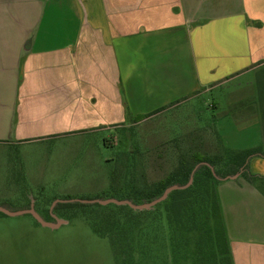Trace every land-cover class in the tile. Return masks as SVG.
Masks as SVG:
<instances>
[{"label": "crops", "instance_id": "0c3cea01", "mask_svg": "<svg viewBox=\"0 0 264 264\" xmlns=\"http://www.w3.org/2000/svg\"><path fill=\"white\" fill-rule=\"evenodd\" d=\"M183 106L194 149L264 147V0H0L2 150ZM245 165L216 190L233 264H264V155Z\"/></svg>", "mask_w": 264, "mask_h": 264}, {"label": "rangeland", "instance_id": "374dc122", "mask_svg": "<svg viewBox=\"0 0 264 264\" xmlns=\"http://www.w3.org/2000/svg\"><path fill=\"white\" fill-rule=\"evenodd\" d=\"M191 121L183 106L112 129L0 148V203L33 206L46 220L66 221L51 228L31 213H0V264H219L212 199L224 176L210 162L198 163L195 172L211 165L217 181L200 174L195 184L192 171L187 184L171 183L188 189L176 205V189L150 209L82 201L147 203L166 190L157 195L180 151L185 169L202 156H225L219 137L193 148L185 134Z\"/></svg>", "mask_w": 264, "mask_h": 264}, {"label": "trees", "instance_id": "16d2710c", "mask_svg": "<svg viewBox=\"0 0 264 264\" xmlns=\"http://www.w3.org/2000/svg\"><path fill=\"white\" fill-rule=\"evenodd\" d=\"M225 150L227 152L225 156L224 154L221 155L219 153L214 154L212 158L202 156V157H199L192 166L187 167L186 169L183 167L184 162H183V158L181 157L177 167L169 174V178L163 179V181H161L162 184L160 186V190L157 195H159L160 192H163L168 186H170L173 181H176L180 184H187L191 178V174L195 166L198 163L203 162V161H207L213 164L216 168V173L218 175H223L224 177H226L227 175L236 174L242 169V167H244L243 175L248 180H252L254 177V174L249 172L248 165H245V163L248 157L252 153L259 152L262 155H264V147L240 150V151H235V150H231L227 148ZM200 174H203V176L204 175L208 176V178H212L217 181L216 175L214 174V172L212 171L211 167L208 164H203L195 172V184H196V180L198 181V177L200 176ZM216 188H217V184L215 186V196H213V199H212V211H213L214 219L216 218L215 225H214V228L216 231V237L219 241V244L223 248L221 252V255L223 256H220L219 264H233L232 253L230 250V246L228 243V237H227L225 227H224L221 206H220V202L218 199ZM187 190L188 189L174 190L173 195L175 194V196L173 197L174 201L172 202V204L176 205L179 199H181L182 197H183L182 199H184V196H179V195L180 194L184 195ZM73 203H76V202H73ZM160 205L161 204H159L158 206ZM0 213L4 214L3 212H0ZM214 264H217V262L215 261Z\"/></svg>", "mask_w": 264, "mask_h": 264}, {"label": "water", "instance_id": "95a60500", "mask_svg": "<svg viewBox=\"0 0 264 264\" xmlns=\"http://www.w3.org/2000/svg\"><path fill=\"white\" fill-rule=\"evenodd\" d=\"M201 163H207V162H201ZM197 167H198V165L194 168L193 173L195 172ZM211 168L213 169L212 166H211ZM214 174H215V172H214ZM192 179H193V174L191 176L190 181ZM182 187H184V186H181L178 184L171 185V186L167 187L166 190L163 192V194L161 196H159L158 198H156L150 202L142 203V204H136V203L132 202L131 200H127V199L119 200V199H113V198L105 199V200L94 199V200H82V201L100 202V203H104V204H107L109 202H115L117 204H128L134 209H150L153 206H155L156 204H158L159 202L163 201L165 198H167V196L169 195V193L172 190L177 189V188H182ZM0 211L5 212L6 214L11 215V216H19V215L31 213L42 225L49 226L51 228L59 227L62 223L66 222L63 219H58V221L46 220L35 210V208L33 206H30V207L25 208V209L13 211V210L6 208L5 206L0 205Z\"/></svg>", "mask_w": 264, "mask_h": 264}]
</instances>
